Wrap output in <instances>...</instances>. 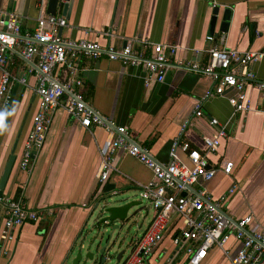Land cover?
Returning <instances> with one entry per match:
<instances>
[{"label":"crops","instance_id":"obj_1","mask_svg":"<svg viewBox=\"0 0 264 264\" xmlns=\"http://www.w3.org/2000/svg\"><path fill=\"white\" fill-rule=\"evenodd\" d=\"M215 7L219 12L211 35ZM227 8L231 17L227 33L222 34L219 27ZM50 11L49 0H0V12L16 14L24 35L33 33L38 18L53 15L66 20L60 33L65 40H87L116 49L130 44L134 51L145 50L147 55L150 52L144 42L175 47V53L168 56L164 81L148 86L144 84L147 74L138 67H125L106 57L80 60L85 103L115 127H124L129 142L146 149L161 165L169 164L176 139L204 153L203 138L212 137L217 129L210 126V120L227 124L220 147L207 155L209 167L217 170L213 179H198L188 192L205 191V199L212 203L225 197L220 208L231 223L250 216L252 223L246 233L264 231V89L248 86L246 95L254 111L233 116L228 99L234 92L209 97L212 79L188 67L202 68L214 45L240 52L264 51V0H68L60 1L54 14ZM208 36L213 37V43L206 40ZM8 69L16 79L25 76L26 85L15 81L9 105L0 110V178L16 145L15 162L2 196L22 202L30 211H50L51 216L26 223L14 231L9 242L3 238L4 211L0 206V264H64L70 245L82 235L99 192L106 185H115L117 190H131L141 200L140 187L152 179V172L119 150L113 157L115 170L100 184V150L116 135L96 126L86 129L62 108L53 113L32 169L28 174L21 172L17 162L38 105L33 91L38 69L36 61L22 57L20 47L9 57ZM251 69L256 81L264 80V58ZM55 74L63 81L64 67L57 68ZM199 102L202 116L195 117ZM177 158L190 166L187 153L178 150ZM228 161L234 164L231 175L222 172ZM233 185L237 190L230 195ZM145 209L149 213L152 208L148 204ZM154 215L153 210L147 223L142 218L134 247ZM183 228V219L173 214L162 241L145 264H186L184 247L173 244ZM239 248L240 243L230 235L223 250L211 248L201 264H229Z\"/></svg>","mask_w":264,"mask_h":264},{"label":"built area","instance_id":"obj_2","mask_svg":"<svg viewBox=\"0 0 264 264\" xmlns=\"http://www.w3.org/2000/svg\"><path fill=\"white\" fill-rule=\"evenodd\" d=\"M66 26L64 17L48 15L38 18L33 33L24 35L21 33V21L16 14L0 12V110L9 105L10 92L15 81L26 85L25 76L16 79L8 69L9 57L16 48L20 47L21 55L26 61H36L38 69L33 89L38 99L37 111L32 119L31 131L23 143L17 168L27 174L30 172L35 154L43 147L53 113L62 108L68 117L82 127L89 129L96 126L116 135L100 150V184L106 182L110 173L115 170L113 157L119 150L152 172V179L140 187L139 195L141 200L151 206L155 215L146 234L138 241L124 264H145L152 251L162 241L173 214L184 221V228L173 239V244L176 247H184L186 264H201L211 248L223 250L230 235L240 243V248L236 255L230 258L229 264H264V231L252 235L246 233L252 223V217L247 216L231 223L220 213V206L225 197L212 203L209 198L205 199V191L197 194L188 192L187 187L195 184L198 179H213L217 170L209 167L207 155L216 152L220 147L221 140L226 137L227 124H220L215 119L210 120V126L217 129L212 137L203 138L206 147L204 153L193 150L187 143H180L176 139L170 150L169 164L161 165L146 149L129 142L124 127H115L85 103L80 60H98L106 57L109 61L119 62L125 67H138L147 74L144 84L148 86L151 82L164 81L168 56L175 53V47L144 42V48L150 52L147 55L145 50L134 51L130 44L116 49L102 47L87 40L70 41L60 35V30ZM206 40L213 43L214 39L208 36ZM207 54L208 62L202 68L197 65L188 67L212 79L214 88L208 96H222L227 91H233L234 94L228 99L233 116L254 111L247 98L246 88L255 86L259 91L264 89V80L256 81L251 69L253 64L264 58V51L240 52L220 49L214 45ZM62 66L65 72L63 81L55 74V70ZM32 72L29 68L28 73ZM65 97L67 98L64 99ZM200 109L201 102L195 107V117L202 116ZM178 150L187 153L190 166L179 162ZM233 169V162L228 161L222 172L231 175ZM236 190L237 186L233 185L228 193L231 195ZM0 206L4 211L3 238L9 242L14 239V231L26 223H36L51 216L50 211H30L22 202L3 196L0 197ZM2 255L5 256L6 252H2Z\"/></svg>","mask_w":264,"mask_h":264},{"label":"water","instance_id":"obj_3","mask_svg":"<svg viewBox=\"0 0 264 264\" xmlns=\"http://www.w3.org/2000/svg\"><path fill=\"white\" fill-rule=\"evenodd\" d=\"M60 1L67 2L68 0H49V11L51 10L49 13H55V8ZM218 12V7L212 11L209 31L211 35L214 33ZM230 17L231 10L227 8L223 11L222 22L219 27L220 33H227ZM15 146L0 178V197L15 162ZM187 188L191 190V187ZM134 194L131 190H117L115 185H106L99 192L96 204L84 222L82 235L78 236L70 245L64 264H124L132 254L134 242L131 244L130 254L125 259V251H120L122 243L118 245L114 256H110V253L115 249L119 235L123 232H129L135 226L137 227L143 218L144 211H147L141 208L142 202ZM220 213L228 219L221 210ZM93 231L96 233L91 237ZM104 234L107 235V240L106 244L102 246ZM114 236L116 238L113 241Z\"/></svg>","mask_w":264,"mask_h":264},{"label":"rangeland","instance_id":"obj_4","mask_svg":"<svg viewBox=\"0 0 264 264\" xmlns=\"http://www.w3.org/2000/svg\"><path fill=\"white\" fill-rule=\"evenodd\" d=\"M135 197L139 199L138 195L134 194ZM141 201V200H140ZM148 206V203L146 201H142V205H141V208L143 210H145V208ZM153 215V210L151 209L149 213H147V211H144V214H143V219L145 220V223H147L151 217ZM143 219L140 220L139 222V226H141L142 222H143ZM138 227H134L133 229H131L129 232H123L119 235L118 239L116 240V247L113 251H111L110 253V256H114L115 254V251L117 250V247L119 244L122 243V246H121V249L120 251H125V255H124V259L130 254L131 252V244L132 242H135L137 240V238H139V235L141 233V230L139 231V228ZM95 231H93V235H91V237H93L95 235ZM90 236V235H89ZM115 236L113 237V241L115 240ZM106 240H107V235L104 234L103 236V239H102V242H101V245L104 246L106 244Z\"/></svg>","mask_w":264,"mask_h":264}]
</instances>
